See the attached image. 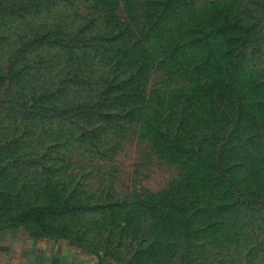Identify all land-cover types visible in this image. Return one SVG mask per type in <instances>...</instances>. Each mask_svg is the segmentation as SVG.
Returning a JSON list of instances; mask_svg holds the SVG:
<instances>
[{"label":"rangeland","instance_id":"rangeland-1","mask_svg":"<svg viewBox=\"0 0 264 264\" xmlns=\"http://www.w3.org/2000/svg\"><path fill=\"white\" fill-rule=\"evenodd\" d=\"M264 264V0H0V252Z\"/></svg>","mask_w":264,"mask_h":264},{"label":"crops","instance_id":"crops-1","mask_svg":"<svg viewBox=\"0 0 264 264\" xmlns=\"http://www.w3.org/2000/svg\"><path fill=\"white\" fill-rule=\"evenodd\" d=\"M0 264H116L62 241L17 239L0 252Z\"/></svg>","mask_w":264,"mask_h":264}]
</instances>
